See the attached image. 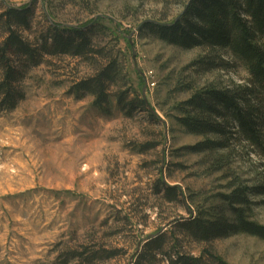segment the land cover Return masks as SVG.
<instances>
[{
	"label": "rangeland",
	"instance_id": "374dc122",
	"mask_svg": "<svg viewBox=\"0 0 264 264\" xmlns=\"http://www.w3.org/2000/svg\"><path fill=\"white\" fill-rule=\"evenodd\" d=\"M188 1L0 0V17L10 7L29 10L28 27L17 30L33 45L88 25L98 51L94 58L42 51L38 65L22 67L24 98L0 109V264H168L177 253L201 264H216L211 254L229 264H264L259 237L204 242L179 226L221 209L231 217L222 195L264 188V159L246 141L235 136L226 148L195 152L217 136L191 134L176 121L175 106L194 92L249 78L227 54L225 68L196 71L189 64L211 50L166 43L143 27L178 19ZM5 35L0 22V41ZM107 59L121 73L109 103L96 107L92 95L69 93ZM125 90L123 107L115 95ZM135 98L145 104L127 106ZM249 200V220L264 225V194Z\"/></svg>",
	"mask_w": 264,
	"mask_h": 264
},
{
	"label": "trees",
	"instance_id": "16d2710c",
	"mask_svg": "<svg viewBox=\"0 0 264 264\" xmlns=\"http://www.w3.org/2000/svg\"><path fill=\"white\" fill-rule=\"evenodd\" d=\"M28 16L27 8L10 7L0 17L6 27V35L0 41L1 110H13L24 98L20 86L24 75L22 67L38 65L43 53L94 58L98 52L93 48L88 29H84L88 25L63 28L61 32L53 33L50 43L44 40L40 45H33L17 30L28 27ZM143 27L166 43L211 50L212 53L189 64L196 71L225 68L229 63L223 54L246 69L249 74L246 84L232 88L204 87L177 104L176 121L191 134L217 136L191 147L195 152L226 148L229 138L237 136L264 159V0H189L178 19L170 23L148 21ZM13 56L19 58L16 65ZM120 77L116 60L107 59L96 65L94 73L75 81L69 93L76 99L92 95L94 106L103 107L109 103L110 86ZM128 93L125 90L115 95L119 105L125 106ZM134 102L145 104L144 99L135 98L127 106ZM166 193L176 197V188L168 187ZM252 194H264V188L237 186L229 194L222 195L231 217L225 216L221 209L213 218L200 215L179 226L197 241L208 242L233 233H245L264 240V225L248 218ZM211 256L216 264H229L219 256ZM167 261L168 264L202 262L200 258L184 253L168 255Z\"/></svg>",
	"mask_w": 264,
	"mask_h": 264
}]
</instances>
